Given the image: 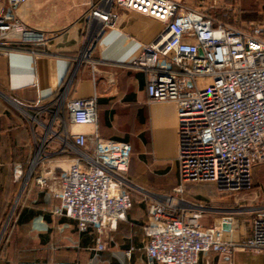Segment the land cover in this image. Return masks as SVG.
Returning a JSON list of instances; mask_svg holds the SVG:
<instances>
[{
  "label": "built area",
  "instance_id": "obj_1",
  "mask_svg": "<svg viewBox=\"0 0 264 264\" xmlns=\"http://www.w3.org/2000/svg\"><path fill=\"white\" fill-rule=\"evenodd\" d=\"M2 1L7 9L0 14V56L17 47L39 54L36 50H43L48 38L26 27L15 12L28 0ZM91 6L98 30L113 26L117 10L163 26L129 64L146 74L149 103H171L176 111L178 185L173 195L148 197L142 227L145 264H197L208 253H264V206L254 211L248 236L228 240L221 223H198L206 208L186 216L176 198L186 183H211L219 191L239 193L250 187L254 167L264 163V19L256 30H248L184 0H97ZM88 51L89 43L73 60L74 70ZM72 77L52 100L21 110L34 146L29 175L35 168L43 170L50 156L67 159L58 174L47 170L48 186L41 177L37 183L58 200L53 215L75 221L80 232L94 229L100 252L106 246L103 233L116 229L132 207L126 178L130 146L99 136L96 97L70 99ZM14 174L21 177L20 166Z\"/></svg>",
  "mask_w": 264,
  "mask_h": 264
},
{
  "label": "crops",
  "instance_id": "obj_2",
  "mask_svg": "<svg viewBox=\"0 0 264 264\" xmlns=\"http://www.w3.org/2000/svg\"><path fill=\"white\" fill-rule=\"evenodd\" d=\"M96 1L28 0L15 9L18 19L26 27L43 32L48 43L39 54L15 50L0 56V196L9 177L7 167L17 158L12 148L31 145L26 164L34 154L31 128L21 110L52 100L73 73L69 98L95 96L99 136L130 146L126 178L131 185L132 207L116 229L103 233L106 246L103 252L95 253L94 229L80 232L75 221L53 215L59 202L46 186L37 183L41 177L48 186L47 170L58 174L69 164L63 155L50 156L43 170L35 168L30 175L26 172L20 187L23 193L19 195V190L16 197L19 201L13 227L22 231L34 247L27 252L26 261L0 259V264H48L52 246L56 250L49 253L50 264H78L79 260V264H90L94 258L99 264H145L142 227L148 220V197L173 195L178 185L175 106L149 103L146 74L129 65L163 26L136 12L117 10L113 26L98 30L90 11ZM6 9L7 4L0 2V14ZM88 43L86 59L74 70L73 60ZM176 198L182 201L186 216L199 206L206 208L198 223L203 227L221 223L228 240H240L250 233L253 215L249 218L245 214L256 208L241 205L243 196L219 191L213 184L186 183ZM239 206H245L244 214ZM52 226L54 230L48 231ZM52 231L54 243L49 240ZM39 250L46 251L41 263L35 259ZM197 264H264V253L241 250L230 257L208 253L202 254Z\"/></svg>",
  "mask_w": 264,
  "mask_h": 264
},
{
  "label": "rangeland",
  "instance_id": "obj_3",
  "mask_svg": "<svg viewBox=\"0 0 264 264\" xmlns=\"http://www.w3.org/2000/svg\"><path fill=\"white\" fill-rule=\"evenodd\" d=\"M184 2L190 7L207 11L221 22L236 25L240 28L248 30H256V27L259 26L264 19V0H184ZM30 148L31 145L28 143L26 146L12 148V152L17 155V158L10 161L7 167L9 177H7L6 182L2 185L4 192L0 196V259H5V261H26L27 252L31 251L34 247L32 242L22 235V231L13 227V219L16 216V207L19 201V199L17 201L16 197L19 190V195L23 193V190H21L20 187L22 182H24V175L27 171H29V164H26V160L30 154ZM32 158L33 156L31 159ZM44 165L46 167L47 164L45 163ZM18 166H20L21 169V177L16 178L14 173ZM64 167L65 166H63V168ZM196 185L208 186L212 184L197 183ZM234 195H239L240 197L243 196L245 198L241 205H248L249 207L256 209L264 206V163L258 165L255 168V171H252L250 187L239 193H234ZM48 206L50 207L49 199ZM244 207H238V210L242 211L243 214L245 209ZM254 211L250 212L251 214L248 212L245 214V217H252ZM49 213L50 211L48 210V214ZM55 221L56 220H54V222ZM52 227H48V231H50L49 229L54 230V226ZM49 240L54 243L56 240L55 231H52V234L49 236ZM66 243L67 245L71 244L67 241ZM49 249L48 264H50L49 253L55 252L56 247L52 246V248ZM94 251L95 253H100L104 250H101L100 252L96 250ZM45 255L46 251L44 252V250H39L36 252L35 259L39 263L44 262ZM94 259L97 261V258ZM95 261L93 260L90 264H99ZM87 262L89 261H86V263ZM79 263L80 260L78 264Z\"/></svg>",
  "mask_w": 264,
  "mask_h": 264
},
{
  "label": "trees",
  "instance_id": "obj_4",
  "mask_svg": "<svg viewBox=\"0 0 264 264\" xmlns=\"http://www.w3.org/2000/svg\"><path fill=\"white\" fill-rule=\"evenodd\" d=\"M15 49H16V51H19V52H30V50H31L28 47H17ZM36 52L41 53V50L37 49Z\"/></svg>",
  "mask_w": 264,
  "mask_h": 264
}]
</instances>
